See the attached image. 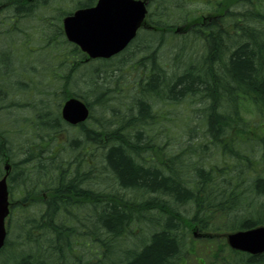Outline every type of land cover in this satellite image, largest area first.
Returning a JSON list of instances; mask_svg holds the SVG:
<instances>
[{
    "label": "trees",
    "instance_id": "1",
    "mask_svg": "<svg viewBox=\"0 0 264 264\" xmlns=\"http://www.w3.org/2000/svg\"><path fill=\"white\" fill-rule=\"evenodd\" d=\"M249 5L250 0H219L213 8L217 15L181 19L185 37L199 39L194 40L199 49L192 50L199 59L185 58L187 63L168 69L157 51L143 56L137 61L142 74L130 89L134 96L123 95L120 80L112 79V88L98 84L100 70H90L92 92L72 90V76L64 71L68 58L61 56L44 79L41 66L50 59L37 58L43 47L36 56L22 48L16 56L12 46L0 49V71L11 70L3 84L9 95L19 97L18 90L34 98L31 94L47 80L56 87L52 98L51 88H44L28 106L34 114L23 123L31 138L27 149L9 148L0 131V177L8 162L13 183L10 226L20 229L15 239L8 238L0 264H182L189 234L215 238L218 221L228 233L264 226V11L238 10ZM13 15L22 23L12 30L24 35L25 12ZM212 18L217 20L206 23ZM168 19L171 11L162 24L154 23L165 30L159 39L164 33L182 37L177 35L181 24L167 26ZM255 19L258 26L250 22ZM30 30L39 31L34 38L47 41L51 50L55 36L64 40L62 28L36 23ZM58 45L68 51L65 41ZM70 53L77 57L75 73L90 66L78 47ZM17 59L26 71L40 69L30 88L21 81L23 66ZM56 94L60 103L54 113ZM71 97L86 102L91 115L75 128L79 135L65 141L62 128L73 127L60 110ZM249 107L252 120L244 116ZM209 156L214 160L206 163ZM22 182L38 188H23ZM62 184L80 201L81 211L62 200ZM230 253L239 258H231V264H264V255ZM223 258L225 263L228 258Z\"/></svg>",
    "mask_w": 264,
    "mask_h": 264
},
{
    "label": "rangeland",
    "instance_id": "2",
    "mask_svg": "<svg viewBox=\"0 0 264 264\" xmlns=\"http://www.w3.org/2000/svg\"><path fill=\"white\" fill-rule=\"evenodd\" d=\"M39 1L42 7L41 14L40 13L35 14V16L31 20L35 24L37 22L38 25L47 26V24L51 22V15H53L54 12H57V11L60 12V10L64 12H70V11H73V9L74 10L76 9L75 3L76 4L77 2L87 3V1H94V0H49L51 2V5L46 3L44 0H39ZM178 1L179 2H173L172 0L153 1V4L150 6V10H151L150 17H151L152 22L162 24L164 17H166L170 11H171V20L168 19L166 23L167 26H173L175 24H181L180 26H183L182 23L184 22H181V19H189V18L194 19L196 17L207 18L208 16H211L213 14L217 15L216 9H213V8H216L214 6L219 0H178ZM220 1H225V0H220ZM250 1H252V5H249L247 7H244L238 10L244 13L253 12L255 14H257L258 12L264 11V0H250ZM96 2L97 0H95L94 3ZM175 3H178V8ZM41 20H42V23L40 24L39 21ZM213 20H217V19H211L210 21H206V23L207 22L210 23ZM1 21H0V38H5L6 40H0V49L5 50L12 46L11 49L15 51L16 56L18 55V48H22L23 50H28L29 54H33V56H36L37 52L40 51L41 47H43L44 50L42 51L40 55L37 56V58L42 55L50 59V64L42 63V66H41L45 74L44 79H49V78H46V74L48 75L49 70L51 69L53 70L58 67V63L56 62L58 56L59 57L61 56L63 59L68 58V64L64 67V71H68V73H70L72 76L70 80L71 81L70 87L72 90H74L73 88H75L79 93H82L83 95L86 92L85 90L87 91H91V89L93 90V86L91 82L92 79L90 77V70L92 71L100 70V75L95 80L98 84L101 85L104 82L107 85V87L112 88V85L108 83H111L112 79L120 80L121 84L124 86L123 95L124 96H130V95L134 96L136 94V91L130 90V89H134L136 85L135 82L140 78L142 74V69L140 68V65H138L137 63V61L140 58L157 51L159 59L162 60L164 58H167V51H166L167 48L169 47L171 48L173 46L184 47V49H187L188 47L191 46V47H194L196 51L199 49L198 41L197 42L194 41V40H199V39H197L195 35H192V36L189 35L188 37H185V32L182 31V28H181V31H179V34L182 37H179L176 35L172 36V33H164L165 36H162V39H159V37L157 36L162 33L153 32L151 34H148L147 33L148 31H143V32H140L141 34L139 35L136 43L133 44L128 49L129 51L125 54V56L116 58L113 60V62H110L108 66L111 65V67H109L108 69H107L108 66L105 67L106 64H104L103 66L101 62H97V63H94L93 65L87 64V66L88 65L90 66L84 67L83 69L75 73L73 69H74V64H75V61L77 60V57L70 53L71 49H73L74 47L72 44L67 43L66 40H54L55 42L51 50L50 44L47 45V41H44L42 43V40H40L39 38H38L39 40H36L34 38V36L40 35L39 31L28 30L25 36L26 38L24 40H21L20 44L17 45L15 41H18L19 39H21L20 36H23V34L18 30L17 32H15L11 28L13 26L15 28V26L20 25L22 22L18 21L17 16H14V15L13 17L2 19ZM250 22L253 26H258V24H260L257 19L250 21ZM228 27H230V25L227 26V28ZM160 40H164V42H163V45L158 48L157 46L160 45L159 44ZM63 41L66 42V46L65 45L64 46L66 47L68 51L61 49L60 46L58 45L62 43ZM182 42H185V45H183ZM17 43H19V41ZM49 50L51 51L50 53H48ZM172 50H175V47L172 48ZM53 53L55 54V56L53 55ZM199 55L200 54L196 56H199ZM15 62L16 64H19V66L20 65L23 66L22 69H18V68L17 69L19 70V72L23 73L21 74V81L23 82V84L28 85L30 88L31 82L33 80H36V75H39L40 69L39 71L35 70L34 72L26 71L25 63L21 59H17ZM163 63L165 66H167L168 69L169 67H172L173 65L168 60L164 61ZM3 72L0 71V91H4L6 93L5 94L6 100L1 104V105H4L5 107L0 108V128L1 127L5 128L7 133L10 134L11 136V137L9 136L10 137L9 139L11 142V145L9 146V148L13 146L14 150L15 149L25 150L27 149V146H28V144L26 143V140H30L31 138L27 136L21 138L15 135L13 128L16 125L20 124L21 122L22 124L25 123V121L31 118V116L34 113L30 109V107H28L29 105L26 106L28 109L27 108L23 109V107H15L11 109V108H7V104L10 101H15L17 103H22V104L23 103L31 104L34 98L38 99L39 97H41V93L43 92L44 88L46 90L51 88L52 91L48 97L52 98L56 87L53 88L50 81L47 80L44 83L43 87H41V89L39 87L38 91L35 94H31L34 98L30 99L28 97H25L21 101V99L17 95L15 94L9 95V93L6 92L7 89L5 88V86H3V84H6V81H9L11 70L5 69V73ZM16 72L17 70L14 71V73ZM1 74L3 76H1ZM106 76H109V77L106 79ZM57 83L58 81L56 80L52 81V84H57ZM57 86H59V84ZM58 98L59 96L56 94L51 103L52 112L54 113H56V107L60 103ZM112 103L113 102H111V104ZM157 108L160 109L161 107H157ZM96 109L97 110L95 111V114L97 115L98 107H96ZM252 115H254L253 108L249 107L247 111H244V116L247 119L252 120L253 119ZM26 131L28 133L27 129ZM74 134L79 135L76 132L75 128L63 127L61 130V137L63 139L62 138L61 139L68 141V139L74 136ZM27 135H29V133ZM2 138L4 139L5 137L2 135ZM39 144L41 148H43V144L42 143H39ZM39 144H36L35 146ZM51 146L52 144H49L48 147H51ZM41 154L43 155L45 154V152H42ZM212 159L214 160L213 157L209 156L207 158L206 163L212 161ZM20 177L21 176H19L17 179H19ZM14 182L17 184V181H14ZM12 185L13 183L11 181L10 188L12 187ZM12 198H14L13 194H12ZM215 225L217 226L215 227L216 230L212 232V236H211L215 238H212L210 240L207 239L209 237H207L206 233H202L201 235L197 233L195 237H192L190 234L187 235V242H188V245L190 246L188 248L187 254L184 255V261L182 264H231V258L237 259L238 256H234V254L230 253L231 251L230 247L222 248L223 247L222 245H224L225 243L227 244L226 234L228 233V231H225L223 224L219 221ZM10 229H11V233L9 234V238L15 239L16 235L17 234L19 235L20 229L18 227L16 229L15 228L13 229L12 226L9 227V230ZM38 231L39 230H35L36 234ZM223 257L228 258L225 263L223 262L225 261Z\"/></svg>",
    "mask_w": 264,
    "mask_h": 264
},
{
    "label": "water",
    "instance_id": "3",
    "mask_svg": "<svg viewBox=\"0 0 264 264\" xmlns=\"http://www.w3.org/2000/svg\"><path fill=\"white\" fill-rule=\"evenodd\" d=\"M147 9L141 0H99L94 8L77 10L64 19L69 41L78 45L90 59L111 58L123 51L145 25ZM65 121L72 125L85 122L89 109L80 99L72 98L62 109ZM8 169V168H7ZM10 214L7 176L0 180V251L7 238L6 222ZM235 250L260 255L264 253V227L227 235Z\"/></svg>",
    "mask_w": 264,
    "mask_h": 264
},
{
    "label": "bare ground",
    "instance_id": "4",
    "mask_svg": "<svg viewBox=\"0 0 264 264\" xmlns=\"http://www.w3.org/2000/svg\"><path fill=\"white\" fill-rule=\"evenodd\" d=\"M46 3H48L49 5H51V2L49 0H44ZM17 2H20L19 4L22 3V0H17ZM25 27H26V30L24 32V35H23V38L22 39H25L26 37V34L28 32V30H30L34 25L35 23L31 20V19H25ZM180 41V40H179ZM163 42L164 40H160L159 41V44L157 47H161L163 45ZM183 45H185V42H182ZM181 43V44H182ZM175 47V50H172V48ZM194 49V47H188L187 49H184V47H176V46H173V47H169L167 48V58H164L161 60V63L168 60L169 62L175 64V65H182L184 64L186 61L184 60L185 58H189L191 57L192 59L191 60H195L197 61V59H199L200 55L199 56H196L198 54H194L192 53L191 51ZM190 52V53H189ZM187 55V56H186ZM187 63V62H186ZM26 85V84H25ZM26 88H29V86H27ZM16 90V89H15ZM17 93L19 94V98L21 99H24L25 96L20 94L18 92V90H16ZM5 92L4 91H0V108L2 107H5L4 105H1L5 100H6V96H5ZM25 105H30V104H27V103H23ZM32 104V103H31ZM17 105V102L15 101H10L8 102L7 104V108H15ZM27 107H23V109H26ZM28 109V108H27ZM20 122V121H18ZM14 134L19 136V137H26L28 136L27 134V131H26V125L22 124V122L18 125H16L14 128ZM0 131H1V135H3L5 138L3 139L4 142H6L8 144V146H10V134L7 133V131L5 130V128L1 127L0 128ZM10 136V137H9ZM9 182V181H8ZM62 188H60V192H61V195H62V200L66 203H68L69 207L71 208L72 211L76 212V211H81L80 210V201H76V197L75 195L72 194L71 192V189L69 188L68 185H61ZM22 187H29L30 189L32 188H38L34 185H28V184H25L22 182ZM34 194V192L32 193V195ZM78 203V204H77ZM88 213V212H87Z\"/></svg>",
    "mask_w": 264,
    "mask_h": 264
},
{
    "label": "flooded vegetation",
    "instance_id": "5",
    "mask_svg": "<svg viewBox=\"0 0 264 264\" xmlns=\"http://www.w3.org/2000/svg\"><path fill=\"white\" fill-rule=\"evenodd\" d=\"M28 1L30 2L29 5L26 2L25 5H16V6H13V5L9 4V3H3L2 2V4H0V15H2V16H0V21L2 19H6L8 17H13L12 13H14V12H16L18 10H23V12H25V17L27 19H32L35 16V9L36 8H40V14H41V10H42L41 5H36L38 0H36V1L28 0ZM54 13H58V12H54ZM54 13H53V15H51L52 20H53L52 24H51L52 28H56V27L59 26L58 21H56V17L54 16ZM39 22L41 24L42 20L39 21ZM0 40H6V39L5 38H0ZM53 40H58V38L55 37ZM4 72H5V70H4Z\"/></svg>",
    "mask_w": 264,
    "mask_h": 264
}]
</instances>
